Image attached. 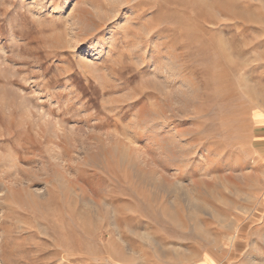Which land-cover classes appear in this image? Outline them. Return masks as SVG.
I'll list each match as a JSON object with an SVG mask.
<instances>
[{
    "label": "rangeland",
    "instance_id": "374dc122",
    "mask_svg": "<svg viewBox=\"0 0 264 264\" xmlns=\"http://www.w3.org/2000/svg\"><path fill=\"white\" fill-rule=\"evenodd\" d=\"M0 264H264V0H0Z\"/></svg>",
    "mask_w": 264,
    "mask_h": 264
},
{
    "label": "bare ground",
    "instance_id": "6f19581e",
    "mask_svg": "<svg viewBox=\"0 0 264 264\" xmlns=\"http://www.w3.org/2000/svg\"><path fill=\"white\" fill-rule=\"evenodd\" d=\"M85 10V9H83ZM82 10V11H83ZM89 11V10H88ZM85 12V11H84ZM91 14V13H90ZM114 16V13L111 15ZM110 16V17H111ZM104 22V21H103ZM100 26L101 23L100 22H96V23H92L89 22L88 20H86V18L83 17V14L79 15V17H77L74 22L73 25L71 27L72 29V34L74 37V41H80L82 40L86 35H88V33L91 32V30L93 28H95L96 26ZM72 38V37H71ZM65 39V38H64ZM85 39V38H84ZM68 41V40H67Z\"/></svg>",
    "mask_w": 264,
    "mask_h": 264
}]
</instances>
